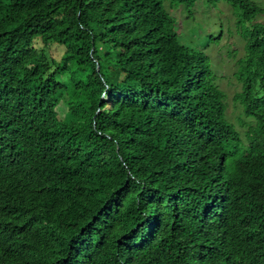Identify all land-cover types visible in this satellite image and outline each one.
<instances>
[{
  "label": "trees",
  "instance_id": "1",
  "mask_svg": "<svg viewBox=\"0 0 264 264\" xmlns=\"http://www.w3.org/2000/svg\"><path fill=\"white\" fill-rule=\"evenodd\" d=\"M167 1L0 0V264H264V11L242 135Z\"/></svg>",
  "mask_w": 264,
  "mask_h": 264
},
{
  "label": "rangeland",
  "instance_id": "2",
  "mask_svg": "<svg viewBox=\"0 0 264 264\" xmlns=\"http://www.w3.org/2000/svg\"><path fill=\"white\" fill-rule=\"evenodd\" d=\"M253 1L264 11V0ZM163 6L175 21L179 42L208 57L214 83L228 97L226 116L243 135L241 108L232 100L233 94L240 90L235 73L244 57V35L237 26L234 12L224 0H196L191 6L167 1ZM255 21L264 22V14L257 16Z\"/></svg>",
  "mask_w": 264,
  "mask_h": 264
}]
</instances>
